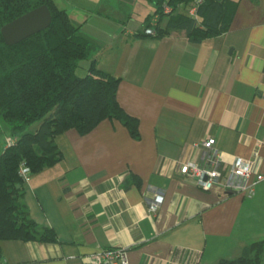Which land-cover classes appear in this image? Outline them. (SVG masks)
<instances>
[{"label": "crops", "instance_id": "obj_1", "mask_svg": "<svg viewBox=\"0 0 264 264\" xmlns=\"http://www.w3.org/2000/svg\"><path fill=\"white\" fill-rule=\"evenodd\" d=\"M60 1L93 43L85 68L95 61L121 78L118 100L139 120V136L118 119L57 136L63 159L31 174L23 201L58 241L0 240V264H90L105 247H128L130 264L241 256L262 239L264 229L238 231L264 199V180L247 199L220 184L203 190L180 167L205 164L201 143L214 137L224 170L258 152L254 169L264 174V0H237L229 30L201 42L185 30L141 35L157 15L154 0ZM159 192L153 214L147 200Z\"/></svg>", "mask_w": 264, "mask_h": 264}, {"label": "trees", "instance_id": "obj_2", "mask_svg": "<svg viewBox=\"0 0 264 264\" xmlns=\"http://www.w3.org/2000/svg\"><path fill=\"white\" fill-rule=\"evenodd\" d=\"M57 0H0V123L11 125L16 139L0 154V240L57 242L56 232L41 227L29 214L23 201L24 180L19 175L22 162L32 173L54 166L63 159L56 138L75 128L80 134L91 132L105 119H118L134 137L139 136V120L128 114L118 100L121 82L92 61L80 75L82 60L94 48L83 35L66 8ZM158 19L148 27L164 37L185 30L193 42H201L229 30L238 8L237 0H204L198 18L179 11L192 0H154ZM49 6L51 25L15 45H8L1 28L6 23L40 5ZM173 8L164 12V6ZM165 20V24L163 21ZM146 30V29H145ZM41 122L34 132L25 129ZM21 132V133H20ZM264 239L245 246L243 254L222 259L217 264H263Z\"/></svg>", "mask_w": 264, "mask_h": 264}, {"label": "built area", "instance_id": "obj_3", "mask_svg": "<svg viewBox=\"0 0 264 264\" xmlns=\"http://www.w3.org/2000/svg\"><path fill=\"white\" fill-rule=\"evenodd\" d=\"M204 0H192L189 7L185 9V13L191 17L198 18V10ZM182 6H179V11H182ZM164 12L170 13L173 8L169 5L164 6ZM158 19L156 15L152 19V24L155 25ZM146 33H154L151 27L146 28ZM215 138L210 137L201 143V147L208 153V158L205 164L196 162H187L181 165L180 172L192 179L195 184L203 190H210L214 185L220 184L226 190L241 193L246 197H252L255 194L256 185L264 180V174L255 172L254 163L258 152H255L253 159H245L236 157L231 166L224 170L222 165L223 158L214 147ZM16 142L15 138H9L7 144L11 145ZM19 173L27 182L32 174L31 169L26 163L22 162ZM256 174L254 180L251 181L252 174ZM164 195L162 192L155 194L147 200L149 211L156 214L162 203ZM90 264H130L128 256V247H105L89 256Z\"/></svg>", "mask_w": 264, "mask_h": 264}, {"label": "water", "instance_id": "obj_4", "mask_svg": "<svg viewBox=\"0 0 264 264\" xmlns=\"http://www.w3.org/2000/svg\"><path fill=\"white\" fill-rule=\"evenodd\" d=\"M52 19L49 6L43 4L3 25L1 33L8 45H15L48 28Z\"/></svg>", "mask_w": 264, "mask_h": 264}, {"label": "rangeland", "instance_id": "obj_5", "mask_svg": "<svg viewBox=\"0 0 264 264\" xmlns=\"http://www.w3.org/2000/svg\"><path fill=\"white\" fill-rule=\"evenodd\" d=\"M56 2L61 7L63 6V4L61 3L60 0H58ZM68 7L69 6H67V8ZM85 63H86L85 60H82L80 63V67L78 69V73L80 75H84L86 73V69L83 68V67H85L84 66ZM40 124H41V122H35V123L31 124L30 126H28L25 129V131L26 132H34L40 126ZM7 136L9 138L14 137V136H12V133H11V125L8 124L7 122L1 120V123H0V154L2 152L3 147L5 148L6 146H8V144H6ZM19 175L21 176L20 173H19ZM21 178L23 179L22 176H21ZM246 198L248 199L249 197H246ZM242 223H243V225L241 226V229L238 231V233L246 235V236L248 234H250L251 232L257 230V229H264V199L262 201L257 202L254 206L248 207L247 215L244 217ZM262 232H263V235L260 238L264 239V231L262 230ZM263 264H264V260H263Z\"/></svg>", "mask_w": 264, "mask_h": 264}]
</instances>
